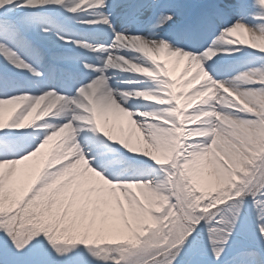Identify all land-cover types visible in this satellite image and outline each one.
Listing matches in <instances>:
<instances>
[{
    "label": "snow or ice",
    "instance_id": "obj_1",
    "mask_svg": "<svg viewBox=\"0 0 264 264\" xmlns=\"http://www.w3.org/2000/svg\"><path fill=\"white\" fill-rule=\"evenodd\" d=\"M0 264H264V0H0Z\"/></svg>",
    "mask_w": 264,
    "mask_h": 264
},
{
    "label": "bare ground",
    "instance_id": "obj_2",
    "mask_svg": "<svg viewBox=\"0 0 264 264\" xmlns=\"http://www.w3.org/2000/svg\"><path fill=\"white\" fill-rule=\"evenodd\" d=\"M177 75H179V74H177Z\"/></svg>",
    "mask_w": 264,
    "mask_h": 264
}]
</instances>
